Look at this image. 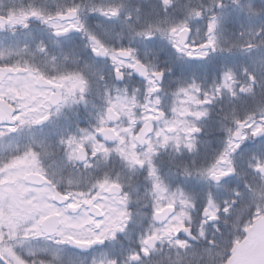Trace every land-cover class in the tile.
Listing matches in <instances>:
<instances>
[{
    "label": "flooded vegetation",
    "instance_id": "obj_1",
    "mask_svg": "<svg viewBox=\"0 0 264 264\" xmlns=\"http://www.w3.org/2000/svg\"><path fill=\"white\" fill-rule=\"evenodd\" d=\"M217 7L220 8L219 2ZM232 33L236 35L234 40L236 45L231 51L236 54V57H239V61L230 64L231 60L229 59H234L233 55L225 53L223 56L221 50L211 46L204 51L203 55L207 65L206 77L212 83L236 85L237 91L241 95L248 89L257 94V85H260V81L256 68L258 55L255 46L251 43L253 40L241 36L239 30L232 31ZM24 48L37 51L39 54L30 55L35 59L49 58L50 55L45 51L56 49L50 45H28ZM88 48L92 52L93 49ZM57 49H62V47ZM247 53H251L250 56ZM243 55L252 61H247ZM254 57L256 62H254ZM224 59H228V63H223ZM216 61L217 66H215ZM47 62V64L36 62L34 67L28 70L33 72L34 77L27 78L23 82L26 93L19 95L18 89H15L13 98H5L10 105V110L9 112L6 110L5 115H0V123L5 121L0 124V166L8 165L12 170H20V174L13 176L10 180V185L16 192L18 191V194L20 193V199L23 198L25 191L31 193L33 189H39L44 194L51 193L52 195L53 188L56 187L61 193L74 198H70L68 204L59 206L68 209L69 205H76L77 217L82 213L89 215L87 209L89 202L83 203V197L90 199L89 201L100 210L99 215L90 213L95 217L89 215L96 220L103 219L105 210L102 206L105 203L121 208L119 215L121 218L118 219L119 216H117L116 220L113 218L111 221L112 232L110 235L90 244L77 239L83 244L77 245V264H97L98 249L104 248L105 244L106 247L108 244V248L107 254L101 262L103 264H121L122 262L124 264H192L195 242L189 241L185 233L188 230L192 232V221H183L185 231L165 235L161 233V229L169 220L164 223L156 222L155 214L164 208H171L173 216L176 212L190 214L194 206V193L201 197L204 205L202 216L205 218L206 229L210 227L217 231L219 229L218 234H223L225 232L220 229L227 228L230 229L228 235H232L243 226L241 216V205L244 203L241 197L242 180H258L264 177V172L263 174L259 173V168L264 169V156L258 157L259 153L264 154V133L258 139H253V134L257 130H264V118L257 119L259 114L264 117V110L257 108L249 110L253 116L252 121L255 124L262 123L260 128L253 131L254 123H247L243 126L242 137L239 141H230L236 130L230 133V138L223 146V157L218 160L220 170L217 171L216 167L210 168L212 171L207 176L209 187L195 191L176 187L161 188L160 160H163L168 152L170 158L186 155L189 146H184L185 141L182 138L168 140L167 138L163 139L160 135L163 130H166V132L179 137V131L176 132L174 128L167 125L168 122L174 120L168 118L170 115L167 114V108L159 110L146 105L148 98L149 106L151 103L157 107L166 105V102L164 104L159 102L161 96H166L161 92L162 88L159 84L152 88L154 93L147 94L145 92L146 84L135 79L139 82L138 88L131 89L129 84L130 76H132L129 70L131 71L133 64L131 59L126 61L130 64L120 66V75L116 76V84L111 87L110 93L92 94L83 92L86 89L85 82L82 83V89H77V86L71 85L75 80L73 76L56 75L62 73L64 68L62 71L56 70L54 67L56 62H53L52 59H47ZM211 62L215 63L210 67ZM110 65L113 63L111 62ZM6 78L2 79L0 86ZM162 81L161 77L160 84ZM16 84H18V79ZM117 84L121 85L118 87ZM121 88L125 89V92L121 93L119 91ZM129 89L133 91L129 92ZM0 98L4 99L2 95ZM122 98H126L125 103ZM156 98L157 102L153 100ZM151 100L153 102H150ZM107 108H112L117 114V118L106 117ZM193 112L194 110L190 108L182 111L187 118L193 115ZM149 117H155L152 120V130L142 142H139L137 140L138 130ZM208 121L209 118L206 115L205 137H208L209 134ZM186 123L190 124L192 133L194 131L193 121L189 119L186 120ZM122 126H126V129L119 132ZM238 128H240V124ZM191 141L193 142V139ZM242 146L244 147L242 148ZM93 148L95 152L92 150ZM97 148H99L98 151ZM239 148L240 152L236 153ZM213 154L217 153L208 150L206 160H209V156ZM246 154L249 157H246ZM84 159L86 161L80 163ZM207 169L209 170V165H207ZM89 171L92 172V180L104 179L107 175L110 180L116 182L104 186L89 184L84 187L81 183V176ZM163 171H165V167ZM27 172L39 173L48 178L50 182L43 185L25 183L23 178ZM68 173L75 175L74 195L61 190L63 185L67 184L65 175ZM132 174L135 177L134 185L132 180L130 181L131 185L129 182L121 183L119 181L121 179L128 181ZM176 182V178L173 177V186H176ZM22 184L26 190H17L18 185ZM111 185H116L117 188L110 194L108 190ZM9 196L8 199H5L6 196H2L1 200L0 224L2 228L19 226L18 216L14 211L17 206L12 195ZM109 198L112 199L105 201ZM108 210L113 215L112 210ZM210 210L215 212L214 216L207 215V211ZM25 215L29 216L27 210ZM21 223L23 224L20 225L25 227L32 224L27 220ZM97 229L98 227H95V231ZM147 229L150 230L148 236L144 238L143 235L147 234ZM12 233V230L5 231L0 237V264H14L11 259L13 255H16V249L12 245ZM213 237L216 236H211L210 239L206 237L208 245H215L214 240L218 241V247L224 251L225 249L221 247L222 244L225 245L224 242L231 244L235 240V235L228 236L225 240ZM62 242L57 240L56 244ZM226 257L227 251L220 258H223L221 261L223 262ZM221 261L217 264H221Z\"/></svg>",
    "mask_w": 264,
    "mask_h": 264
},
{
    "label": "trees",
    "instance_id": "obj_2",
    "mask_svg": "<svg viewBox=\"0 0 264 264\" xmlns=\"http://www.w3.org/2000/svg\"><path fill=\"white\" fill-rule=\"evenodd\" d=\"M218 1L221 2L222 6H229V3L225 2L228 0H0V62L12 63L13 59L10 55L12 48L16 45L31 43L28 37L25 38V41H22L23 39L19 37L25 35L22 34L24 28L20 25L24 23V27H26L28 24L33 23L25 22L19 14L26 13L28 21H33V18H35L33 15L35 14L45 13L50 17H55L60 11L75 8L79 16L82 17L84 25L79 31L77 30L80 35L72 33L69 36L70 39L66 42L84 46L91 45L93 43L91 40L95 39L98 43L110 48L118 46L129 48L149 69L163 71L162 92L165 95L173 92L175 84H186L187 81L194 82L199 87L201 93L199 95L208 98L206 106L210 111L209 121L207 122L209 134L208 137H205L203 118L202 116L199 117L197 124L201 128L203 126V128L196 134V147L193 153L170 158L168 162L166 161V167L174 172L178 187L195 191L204 187L206 180L204 166L207 163L212 164L215 162L221 152L222 142L225 140L229 129H232L238 120L249 117L243 113V109L264 108V89H261L260 85L257 96L249 97L248 95L244 98L237 95L235 90L231 92L223 86L211 85L207 82L201 62L195 64H192L189 60H186V62L171 47L169 29L178 26L202 29L204 23L206 24L208 14L217 21L218 13L222 12V10L219 11L215 7ZM235 2L236 4L231 2V6L236 5V7L243 8L245 11H247L246 7L250 6L257 15L251 26L247 28L244 21H239V19L237 20L239 24L237 22L235 24L234 20H228L226 23L227 28L233 31L240 29L242 36L251 38L253 40L251 43L258 46L259 42L264 40V0H235ZM228 10L230 11V9ZM111 11L115 15L112 14L109 17L108 14ZM231 11L233 10L231 9ZM14 15H18V18L21 19L18 24L11 20ZM140 15H143V18L138 20ZM114 17L117 19L115 20ZM120 21H129L130 24H135L131 25L132 31L126 33ZM158 22L160 24L159 29L154 28L155 26L152 27ZM217 23V27H219L220 22ZM246 30L249 31L246 33ZM51 35L49 34L46 37L44 44H58L66 40L61 41ZM34 36L39 39L42 34L36 31ZM235 37L234 33L220 36L225 40L223 47L233 45V42L228 43L227 41L229 38L232 40ZM142 40L146 41L147 47L142 48ZM52 53L58 54L55 51H52ZM65 54L71 55L69 59L71 62L77 59V75L89 81L91 92L94 91V87L96 88L95 91L101 92L102 85H96L94 81L98 78L109 79L110 69L108 65L94 64L97 61L91 58L89 51L83 49H77L75 52L66 51ZM88 64L93 66L90 67ZM94 70L95 72H102L98 75L91 74V71ZM258 71V77L260 78L262 69L258 68ZM138 83L134 78L130 79V84L138 86ZM246 100L248 101L245 103ZM208 150L217 154L210 155V159L206 160ZM242 157L244 158V156ZM190 164L194 165L192 172H189ZM134 178L131 179L133 185L135 184ZM197 179H199V182H195ZM167 180H169V176ZM200 181H202L201 186ZM128 182L130 183V180ZM245 184L246 180H242V189H254L258 192L250 205L251 211L245 203H242L241 211L244 213L248 211V216L263 211L264 179L251 180V184ZM131 187L135 188L134 186ZM194 196L197 197V195ZM195 206L199 209L202 205L197 202ZM197 229L201 230V226ZM220 231L226 232L227 229H220ZM239 231H235L230 236L239 235ZM211 260L213 259L208 256L207 252L201 250L193 254L192 264H207Z\"/></svg>",
    "mask_w": 264,
    "mask_h": 264
},
{
    "label": "rangeland",
    "instance_id": "obj_3",
    "mask_svg": "<svg viewBox=\"0 0 264 264\" xmlns=\"http://www.w3.org/2000/svg\"><path fill=\"white\" fill-rule=\"evenodd\" d=\"M247 11H245L243 8H239V7H235L232 10L233 11H226L223 15H222V22L220 23L219 27H218V33L220 36H227L229 33H232L228 30L227 28V21L228 20H234L235 24L237 22V20L239 19V21H244L245 23V27H249L251 26V24L254 21V18H256V13L253 12V10L250 8V6H247ZM115 15L112 11L109 12L108 16H112ZM21 16V18L25 21V22H32L33 24H28L26 27H24V23H21V27L24 28V31L22 32V34H25L24 36H19L21 39H23L22 41H25L26 37L29 38L31 42V46L34 45H38L37 42H42L45 41L43 39H40L38 41H34L32 40V38L30 36H33L34 33L36 31H40L43 37L48 36V34H52L51 32H61L64 33L68 30H71L75 27H77V20L75 21H70V22H60L58 21L57 16L55 17H50L47 14H43V13H39V14H35L33 15V20L37 21V22H33L31 20L28 21L27 18V14L26 13H21L19 14ZM143 18V15L138 16V20H141ZM114 19L116 20L117 18L114 17ZM13 22H15L16 24H18L20 22V18H18V15H14L11 19ZM160 20V19H159ZM157 20V21H159ZM122 27H124V30L126 33H129L132 31V26L131 25H135V24H130L129 21L128 22H124V21H120ZM210 24V23H208ZM213 25V24H211ZM210 25V26H211ZM155 26V27H154ZM159 22L155 25H153L152 27L159 29ZM184 26H178L177 28H172L173 30L177 31V29L182 28ZM209 28V27H208ZM169 29L168 31L172 30ZM33 32V33H32ZM207 32V31H206ZM197 33V32H196ZM27 35V36H26ZM196 38H198V36H195ZM34 38V36H33ZM173 44L177 46V41L175 38H173ZM193 40L195 41L196 39L193 38ZM223 42L225 41L224 38H222ZM235 38H233L232 40L229 38V40L227 41L228 43H234L233 45H229V47H226L225 49H231L232 47H235L236 43H235ZM28 43L26 44H22L21 46L24 47L26 46ZM62 44V45H61ZM93 44L95 46H98V41L93 42ZM146 41H141V45L142 48L147 47L146 45ZM50 46H54L56 49L59 47H62V49H66L69 52H75V44H72L70 42H66V43H58V44H49ZM201 44L198 43H187L186 47L188 49H184L183 50V54L185 55H189V56H198L201 57L204 55V51L201 50L200 47ZM223 49V55H225V53H227L228 50ZM257 53H258V57H257V64L260 66L261 63L264 62V40L259 42V45L255 47ZM25 50H29L26 49ZM129 50V49H127ZM130 51V50H129ZM251 53H247L248 56H250ZM10 55L16 56L15 52H12ZM32 55V54H31ZM229 55V53H228ZM74 56V54H73ZM109 58L113 60L114 62V66L117 68H120V66H126L130 63H127L126 61L122 60V59H118L115 55V51H113L112 53L109 54ZM234 60L233 62H238L239 61V57H236V54H233ZM243 58L247 59V61H252V59H249L247 56L243 55ZM254 62H256V58L254 57ZM16 66V65H14ZM28 66V70H30L32 67H34V64L32 65H27ZM25 70L24 72H14L12 75L8 76V78H6V80H4L0 86V95L2 96H6L8 97V99L13 98L15 89H18L19 95H21L22 93H26L27 91L25 90L26 87H24V83L27 78L30 77H34V74L32 71H28ZM64 77H71L68 76V70L65 72H62ZM77 72H75V75H73V77L75 78V80L72 81L71 85L77 86V89H82V83L85 82L87 83V91L90 89V83L89 81L87 82L85 80V78L83 77H78L76 76ZM98 75V74H95ZM77 78V79H76ZM18 79V84H16V80ZM151 81L148 82V86L149 88H153L154 87V82H152V79H150ZM97 84H101L102 86H105L106 84H109L110 81H108L105 78H98L97 80L94 81ZM225 88H228L227 85H224ZM24 87V88H21ZM190 85H187L185 87H183L182 89L177 91V95H181L180 99H177L178 97H175V106L173 108H170L169 112H170V117L172 120L171 122H168V127L170 128H174L176 131H179V137L176 136V134H171L166 132V130H163V133H161L160 135H162V138L164 139H168V140H175V139H180L182 138L185 142L184 143H188V145L190 144V140H191V134H190V124L186 123L185 120H188L184 114L182 113V111H184L185 109L188 108H194V112L193 113H199L200 111H196L195 109H199L200 106L199 105V101L196 97H194V95L189 94L190 93ZM107 89V86L104 87V90ZM229 90H231V92H233V86L231 88H229ZM42 93V91H40ZM251 96V95H250ZM249 96V97H250ZM154 101H158V99H153ZM177 100V101H176ZM122 101L125 103L126 98H122ZM248 100L245 101V103ZM85 102V101H84ZM193 105V107H192ZM153 106V104L151 103V107ZM153 108V107H152ZM154 109V108H153ZM249 110L251 109H243V113L245 115L250 114ZM177 119V120H176ZM254 123L253 121L249 122L248 124H252ZM262 126V123H254L252 126V130L254 131L256 128H260ZM126 129V126H122L120 127L119 132L124 131ZM236 130V129H235ZM183 132V133H181ZM123 135V134H121ZM85 139V138H84ZM263 146V145H262ZM96 147V146H94ZM191 148V147H189ZM95 152V149H92ZM99 150V148H97V151ZM223 157V155L221 154L220 157L215 161L218 164V160ZM217 164L215 165H211V168L213 169L215 166L216 170H220V165L218 166ZM191 165V164H190ZM194 168V165H191L189 168V172H192V169ZM209 171H212L211 169H209ZM9 176H11V178H13V176H17L20 174V170H12L9 169ZM169 177H173L174 176V172L170 171L168 173ZM195 182H199V179H197ZM246 184L249 185L251 184V180L247 181L246 179ZM253 184V183H252ZM24 184H22V187ZM202 185V181H200V186ZM255 185V184H254ZM22 190V189H21ZM44 190V189H43ZM25 191V189L23 190ZM257 190H244L242 189V200L243 202L247 205V208L253 203V200L255 198V195L257 194ZM78 198V197H77ZM109 200H105V201H110ZM78 200V199H77ZM90 199L83 197L82 201L83 203L89 201ZM79 201V200H78ZM18 203H21L22 205L15 208V213L16 215L19 217V220L21 221L24 217H26V215L21 214V210L22 209H27L29 212V216L26 218H30L31 220V227L29 229V231H38L37 230V223L39 220V217H42L45 214L48 213H52V212H57L60 215L61 218V227L59 229V231L56 234L57 239L60 240H67L69 238H73L75 240L79 239L87 244H90L91 242L94 241H99L101 239H103L104 237H106L107 235H110L112 232V227L111 225V221L114 218L116 220L117 216H119L121 214V208L119 206H112L110 205H106V203L102 206L103 210H105V215L103 217V219H99L96 220L95 218H91L89 215H87L86 213H82L81 215H79L77 217V213L76 214H70L67 212L66 207L64 206H57L56 204H54L51 200V193L44 194L41 190L39 189H33V192L31 193H26V191L23 194V198L21 199V201H18ZM111 209L113 212V215L111 214L110 210ZM21 212V213H20ZM207 215L208 216H214L215 212L210 210L207 211ZM121 216H119L118 219H120ZM183 218V215H179L178 212H176V214L174 216H172L169 221L162 226L161 229V233L162 234H170V233H178L180 231H185L184 230V225L183 222L181 221ZM186 218L188 220H191V216L189 214H186ZM90 223V224H89ZM95 227H98V229L95 231ZM195 234H198L199 236H201V233H196L194 230ZM23 238L25 237L24 235L22 236ZM21 240V239H19ZM19 240L17 241V243L19 244ZM24 241V239L22 240V242ZM23 245L26 248H29L28 243L25 241L23 242ZM33 246H38L37 244L33 243ZM39 245H46V249H47V253H46V260L49 262H52L54 264H75L73 263L74 257L69 254L67 251L63 250V249H56L53 246H51L50 244H47L46 242H39ZM209 248V247H208ZM210 249V248H209ZM211 250V249H210ZM12 260L14 261L15 264H28L19 254L14 255L12 257Z\"/></svg>",
    "mask_w": 264,
    "mask_h": 264
},
{
    "label": "water",
    "instance_id": "obj_4",
    "mask_svg": "<svg viewBox=\"0 0 264 264\" xmlns=\"http://www.w3.org/2000/svg\"><path fill=\"white\" fill-rule=\"evenodd\" d=\"M75 11H68L67 13L59 15V18L61 20H68L75 17ZM180 44L184 45L189 37V30L188 29H181L179 30L177 34ZM96 56H105L106 50L102 47L100 48L99 52L94 53ZM118 55L123 58H129V53L126 51H119ZM133 73L135 76L145 79L147 77V69L146 67L140 63L137 62L133 66ZM0 71V78L5 76L8 72L11 71V68H2ZM155 79L157 81H160L161 73H156L154 75ZM4 104L2 101H0V106ZM1 108V107H0ZM113 111L111 109H108L107 116L110 119V117L114 116L117 118V116L113 115ZM3 113V110L0 109V115ZM152 129L150 120L145 123V125L140 129L138 133V140L139 142L143 141V138L145 134L149 133ZM263 130L257 131L254 135V137H259L262 135ZM241 135V130L236 133L235 139H239ZM25 180L30 183L34 184H42L44 182H47V179L42 178L39 175L30 173L25 176ZM111 189H115V186ZM113 191V190H112ZM53 200L57 203H63L66 202L67 197L61 195L57 190L54 191L53 194ZM90 212L96 213V215H99V211L96 207L93 205H89ZM71 211H76L77 208H71ZM170 214V210H163L156 215V220L158 221H164L167 216ZM59 226V218L57 215H50L46 217L44 220H42L40 227L41 230L47 234L54 233ZM191 239H195L192 235H188ZM72 247H77V243L72 241L70 244ZM224 264H264V213L257 216L252 223L245 229V235L244 237L239 241L236 242L230 249V255L226 262Z\"/></svg>",
    "mask_w": 264,
    "mask_h": 264
}]
</instances>
